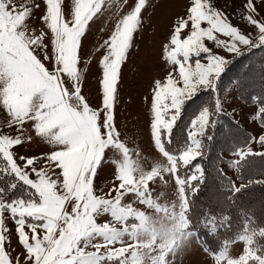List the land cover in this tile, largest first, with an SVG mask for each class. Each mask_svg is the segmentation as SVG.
Returning a JSON list of instances; mask_svg holds the SVG:
<instances>
[{"label":"snow or ice","instance_id":"snow-or-ice-1","mask_svg":"<svg viewBox=\"0 0 264 264\" xmlns=\"http://www.w3.org/2000/svg\"><path fill=\"white\" fill-rule=\"evenodd\" d=\"M42 4L38 0H0V107L7 114L8 127L15 126L17 132L0 133V171L15 176L7 188L0 187V264H136L135 254L132 261L124 257L127 249L108 248L122 242L126 233L107 222L96 223V217L103 214L117 221L126 218L124 209L118 207L122 193L117 190L114 200L97 196L93 181L106 149L126 151L118 140L113 108L121 66L141 25L146 0H136L97 49H103L98 108L91 107L82 94L78 65L89 22L102 11L104 0H74L70 18L62 10V0H42ZM34 10L43 13L39 19L47 29L39 35L28 31ZM238 11L243 21L254 26L255 35L233 25L210 0H191L186 14L174 22L162 46V59L172 68L151 89V134L157 150L165 155L164 143H170L183 105L200 91L214 92L231 62L214 53L204 40L237 56L244 54L240 47L248 48L253 36L255 47L264 48V24L260 23L264 0H244ZM27 126L35 137L56 147L40 157L19 156L18 162L12 149L24 142ZM251 139L264 143V136ZM132 171L127 161L116 165L115 180L125 189L123 194L134 191V187L125 188L136 184ZM33 174L35 179L30 178ZM19 182L26 186L27 198L7 199ZM5 213L14 223L22 249L15 257L4 247L11 244ZM98 238L102 243H91ZM88 247L95 251H85ZM102 248L107 250L101 252Z\"/></svg>","mask_w":264,"mask_h":264},{"label":"rangeland","instance_id":"rangeland-1","mask_svg":"<svg viewBox=\"0 0 264 264\" xmlns=\"http://www.w3.org/2000/svg\"><path fill=\"white\" fill-rule=\"evenodd\" d=\"M38 2L43 7L42 0ZM73 2L74 0H62L61 6L66 18H70ZM210 2L223 10L233 25L239 26L245 33L252 32L255 35L254 26L243 21L238 11L242 9L244 0ZM135 3L136 0L111 2L104 0L102 11L89 22L87 42L81 49V61L78 66L82 70L81 91L91 107H101L102 100L99 85L102 69L99 59L103 49L99 51L97 49L111 34L117 20ZM190 3L191 0H146V7L142 9L141 25L134 33L133 45L121 66L113 108L114 124L119 133L118 140L126 151L106 149L93 181L97 196L114 200L117 190L122 193L118 207L124 209L126 218L117 221L109 214H103L96 217V223L107 222L117 231L126 233L121 237L122 242L110 244L108 248L127 249L124 257L132 261L135 254L136 264H264L263 226L251 228L248 227V222L243 220L244 227L241 231L235 230V227L228 230L227 216L223 218V223H220L215 220L217 215L208 213L205 223L210 224L208 229L210 235L205 231L203 242L202 235L193 230L198 224L195 222L198 214L194 215L193 212L190 214L189 193L194 192V189L188 190L187 187L189 181L195 179L201 181L203 178L204 164L200 157L207 155L208 145L212 139L226 137L223 130L216 136L224 124L228 129L227 124L233 121L242 129L229 130L231 134L228 132L227 135L235 138L236 145L231 146L229 142L220 152L221 160L217 159L216 155L213 156V161L216 162L215 170L224 176L222 189L229 193L228 198H232L231 195L243 187V183L238 179L236 163L247 155L264 152V143L251 139L264 136V125L257 121L258 109L253 102L254 98L246 102L247 100L240 98L237 90L238 82L245 79V74L240 73L246 68V60L250 59L246 57L248 53L253 52V65L250 69L254 71L256 68V72L258 67L261 69L260 60L264 55V48L255 47V36L252 37V44L248 48L241 45L240 51L244 54L238 56L217 48L214 42L204 40L206 46L214 53L226 57L231 62L227 65L214 92L200 91L183 105L172 129L171 141L164 143L167 155L158 151L153 142L150 129L151 89L154 81L156 79L163 81L172 68L162 59V46L169 37L174 22L186 14ZM42 14L41 11L34 10L27 22L29 33L39 35L41 31H47L39 19ZM260 23L264 24V19H261ZM48 35L50 36V33ZM220 38L227 39L223 36ZM45 42L50 46V40L46 38ZM249 76L251 78L247 85L246 81H243L247 90L256 86L251 82L253 74ZM205 109L206 114L200 116ZM102 118L103 112L100 123L103 122ZM0 133L17 134L15 126L8 127L7 114L2 107ZM23 136L24 142L12 149L17 154L18 162L19 156L40 157L56 147L35 137L30 126L25 127ZM28 136H32L33 139L28 140ZM224 139L227 140L223 138V141ZM125 161L131 165L132 176L136 180L135 186L125 185V188L134 187V191L127 194H123L125 189H120V182L115 180L116 165ZM30 178L35 179V175H31ZM258 181H264V177ZM214 193L217 197H222L217 190ZM214 193H211L212 197ZM197 195L196 193V197ZM22 197L27 198L26 194ZM5 218L11 233V244L5 243L4 247L6 252L15 257L22 249L15 237L12 219L7 213ZM91 243L102 241L98 238ZM106 250L102 248L101 252ZM85 251L93 252L95 249L88 247ZM112 264H118V261H113Z\"/></svg>","mask_w":264,"mask_h":264},{"label":"trees","instance_id":"trees-1","mask_svg":"<svg viewBox=\"0 0 264 264\" xmlns=\"http://www.w3.org/2000/svg\"><path fill=\"white\" fill-rule=\"evenodd\" d=\"M252 54L253 52H250L246 56L250 59L249 61L246 60V68L243 70V73H240L245 74V79H241L238 82L239 85L237 90L240 98L247 100L246 102H249V100L252 101V98H254L253 102L257 105V109H259V111L257 110V121L264 125V55L261 56L260 60L261 69L258 67V72H256V68L254 71L250 69L253 65ZM249 74H253L251 82L256 85L257 88L255 86L253 89H245L243 81H246V85L250 82L249 78L251 77ZM227 125L228 129H226L224 124L222 125L223 128L216 133V136H218L223 130V135L226 133V137L212 139L208 145L207 155L205 157H200V160L202 159V163L204 164V175L201 181L195 179L192 182L189 181L187 184L188 190L194 189V192L189 193L188 208L190 214L192 212L194 215L198 214V218L195 219V222L198 224L196 227L194 226L193 230L202 235L203 242L205 241V231L209 233L208 229L210 224L205 223V218L208 213L217 215L215 220L220 221V223H223V218L227 216V221L229 222L228 230L235 227V230L241 231L244 227V224H242L243 220L248 222V227H264V205H262L264 203V181H258V179L264 177V154L247 155L236 163L238 179L243 183V187L239 191L234 192L233 195H231L232 198H228L229 193L222 189V187H224L223 183L225 182L224 176L217 173L218 171L215 170L216 162L213 161V156L216 155V158L221 160L220 152L223 151L228 143L230 142V144H232L231 146L236 145L235 138L227 135V133L230 132L229 130L235 128L242 131L233 121L229 122ZM223 138H227V140L224 139L225 141H223ZM230 148L232 149V147ZM13 180H15L14 175H7L3 171H0V187L7 188L8 184ZM196 185L197 187H195ZM24 187L26 186H23L22 182H19L17 188L7 199L22 197L25 194L23 192ZM216 190L222 194V197H217L214 193ZM212 192L215 194H213V197L211 196ZM196 193L198 194L197 197ZM260 201H262V203ZM252 237L254 238L255 235Z\"/></svg>","mask_w":264,"mask_h":264}]
</instances>
